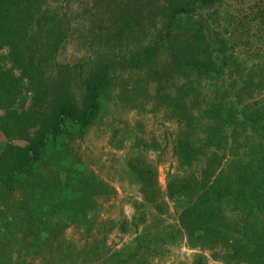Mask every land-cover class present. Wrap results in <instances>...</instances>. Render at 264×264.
<instances>
[{
	"label": "trees",
	"instance_id": "obj_1",
	"mask_svg": "<svg viewBox=\"0 0 264 264\" xmlns=\"http://www.w3.org/2000/svg\"><path fill=\"white\" fill-rule=\"evenodd\" d=\"M216 1L113 0L117 17L111 23L113 42L100 48L87 70L77 62L70 75V81L80 89L76 94L65 84L63 66L67 65H57L55 60L58 45L70 29L68 14L49 8L44 0H0V50L5 49L0 55V131L6 133L9 125L16 126L22 137L25 124H37L24 143L0 148V190L10 191L32 174L43 154L54 148L69 128L79 135L85 132L99 115L102 92L115 70L140 69L164 48L168 61L147 71L157 81L155 92L168 107L169 116L184 123L185 131L172 136L171 155L180 166L190 167L184 174H167L165 194L184 200L177 219L189 239L199 244L202 239L224 244L231 258L228 262L264 264V0L260 5L254 3L255 9L249 7L253 21L243 15L224 14L222 25L224 32H229L223 37L208 36L201 21H188L201 7ZM228 26L230 30H226ZM239 41L257 45L253 52L256 60L240 68L245 56L238 60L228 51ZM228 62L234 74L221 82ZM55 64V74L45 75V68ZM171 72L184 76V81L175 84V90L167 87L164 92L162 80ZM201 77L206 85L202 95L197 82ZM27 84L33 86L31 99L37 108L24 123L9 106L14 100L22 101L26 94L20 90ZM38 88L43 90L41 99L51 94L50 101L39 99ZM127 166L142 199L158 210L155 166L137 154L128 159ZM43 180L30 188L39 194L38 205L25 190L28 207H42L43 198L50 207L44 219L29 216L38 220L31 222V227L44 228L55 237L61 223L74 222L95 201L87 197L90 189L83 177L74 179L80 184V194L66 191L67 182L61 175ZM140 219L123 218L118 225L122 228L129 223L135 232ZM134 237L136 244L123 261L133 259L138 249L146 246L138 233ZM193 260V264H203L205 259L200 253ZM132 264L151 263L136 259Z\"/></svg>",
	"mask_w": 264,
	"mask_h": 264
},
{
	"label": "rangeland",
	"instance_id": "obj_2",
	"mask_svg": "<svg viewBox=\"0 0 264 264\" xmlns=\"http://www.w3.org/2000/svg\"><path fill=\"white\" fill-rule=\"evenodd\" d=\"M262 1L218 0L213 5L201 7L188 21H201L208 36H227L229 31L224 32L222 16L229 12L253 21L249 7L254 8ZM44 2L49 8L55 7L68 14L70 29L58 45L55 60L57 65H67L63 69L69 92L79 94L80 89L70 81V75L77 69V62L83 64L84 70L92 67L91 60L100 48L112 44L111 23L117 18L113 12V0ZM226 30H230V26ZM128 42L132 43L130 36ZM254 46L257 45L239 41L232 50H228L238 60L245 56L243 63L238 61V68L256 60ZM261 47L263 45L259 46L260 50ZM4 50H0V55L5 53ZM115 50L118 52V49ZM166 61V51L161 48L140 69L115 70L109 86L102 92L99 115L85 132L79 135L69 128L54 148L43 154L32 174L24 177L12 190H0V264H132L136 259L151 264H193L195 254L200 253L205 259L203 264H238L226 260L231 258L226 255L224 244L209 239H202L199 244L189 239L177 219L184 200L181 197L169 198L165 194L164 183L168 173L184 174L190 170V167L180 166L171 155L172 136L185 131L184 123L169 116L168 107L155 92L157 81L147 71L148 67H160ZM227 64L219 79L221 82L229 80L234 74L232 63ZM55 66L45 68V75H54ZM11 72L14 74L15 71ZM183 78L171 72L169 78L162 80L164 92H167V87L168 91L175 90L174 85L183 82ZM202 78L197 80L201 95L206 92ZM32 89L29 84L23 86L20 94L26 95L22 101L14 100L9 106L24 123L37 108L31 99ZM38 89L39 99L44 103L50 101L51 94L41 99L43 90ZM36 127L37 124H25V136L21 137L17 127L9 125L6 133L0 131V148L7 143H24ZM142 142L146 145L142 146ZM136 154L156 168V183L160 190L158 210L151 202L142 199L134 175L127 166L128 159ZM192 167L197 170L196 166ZM56 175L65 177L66 191L71 194L81 193L80 184L74 179L83 177L85 187L90 189L87 197L94 199L95 205L74 222L68 219L64 225L61 223L54 237L48 235L44 228L36 230L31 227V222L38 220H31L30 215H41L44 219L50 210L46 199H42L40 208L34 205L28 207L25 195L28 190L33 204L38 205L39 194L30 188ZM95 181L99 182L97 186L92 185ZM132 216L134 219L135 216L141 217L135 232L129 223L122 228L118 225L119 220L126 218L128 221ZM137 233L140 242L146 246L140 247L133 259L123 261L122 258L136 244L134 236Z\"/></svg>",
	"mask_w": 264,
	"mask_h": 264
}]
</instances>
